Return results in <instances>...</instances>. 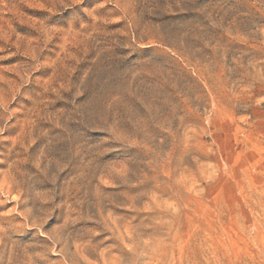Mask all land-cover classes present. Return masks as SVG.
<instances>
[{
    "label": "rangeland",
    "instance_id": "374dc122",
    "mask_svg": "<svg viewBox=\"0 0 264 264\" xmlns=\"http://www.w3.org/2000/svg\"><path fill=\"white\" fill-rule=\"evenodd\" d=\"M104 256L264 264V0H0V264Z\"/></svg>",
    "mask_w": 264,
    "mask_h": 264
},
{
    "label": "bare ground",
    "instance_id": "6f19581e",
    "mask_svg": "<svg viewBox=\"0 0 264 264\" xmlns=\"http://www.w3.org/2000/svg\"><path fill=\"white\" fill-rule=\"evenodd\" d=\"M101 209H102V208H101ZM102 212H103V211H102ZM103 213H104V212H103ZM105 216H106V215H105ZM111 216H112V215H111ZM109 219H110V218H109ZM115 219H116V218H115ZM112 220H113V219H112ZM112 220H111V221H112ZM114 221H116V220H114ZM112 222H113V221H112ZM112 222H111V223H112ZM116 222H117V221H116ZM126 225H127V224H126ZM113 226H114V225H113ZM123 226H124V225H123ZM114 227H115L114 229L116 230V233H118L119 237L122 239V236L120 235V231H119V229H118L117 224H115ZM120 227H121V225H120ZM129 228H130V227H129ZM130 229H131V228H130ZM125 231H126V230H125ZM111 233H112V232H111ZM123 233H124V232H123ZM126 233H127V232H126ZM132 237H133V236H132ZM60 238H61V236H60ZM56 242H57V241H56ZM57 244H58V242H57ZM57 244H56V245H57ZM64 244H65V243H64ZM76 245H77V244H76ZM74 247H76V246H74ZM90 247H91V246H90ZM94 248H95V247H94ZM94 248H93V249H94ZM82 249H83V248H82ZM86 250H87V249H86ZM65 251H66V250H65ZM81 251H82V250H81ZM58 252H59V251H58ZM60 252H61V251H60ZM79 252H80V251H79ZM62 253H63V252H62ZM87 253H88V252H87ZM73 254L75 255V253H73ZM40 255H41V254H40ZM68 255H69V254H68ZM74 255H71V254H70V256H74ZM103 255H104V254H103ZM105 256H107V255H105ZM105 256L102 257V261H103L102 263H103V264H109V263H108V260H107L108 256H107V258H106ZM68 257H69V256H68ZM74 257H75V256H74ZM37 258H38V257H37ZM63 258H64V257H63ZM100 258H101V257H100ZM81 259H82V258H81ZM116 259H117V258H116ZM113 260H114V259H113ZM79 261H80V260H79ZM84 261H86V260H84ZM89 261H90V260H89ZM89 261H87V262H89ZM96 261H97V260H96ZM100 261H101V260H100ZM116 261H117V260H116ZM97 262H98V261H97ZM109 262H110V261H109ZM61 263H63V262H61ZM90 263H91V262H90ZM92 263H93V262H92ZM80 264H81V263H80ZM87 264H89V263H87ZM93 264H94V263H93ZM97 264H98V263H97ZM110 264H121V263L117 261L116 263H115V262H114V263L111 262Z\"/></svg>",
    "mask_w": 264,
    "mask_h": 264
}]
</instances>
